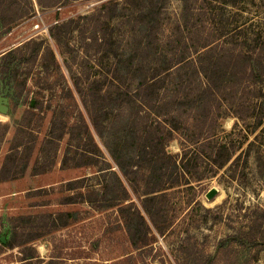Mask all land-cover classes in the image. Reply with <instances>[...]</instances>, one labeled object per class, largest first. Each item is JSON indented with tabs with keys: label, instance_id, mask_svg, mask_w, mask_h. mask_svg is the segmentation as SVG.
<instances>
[{
	"label": "rangeland",
	"instance_id": "rangeland-1",
	"mask_svg": "<svg viewBox=\"0 0 264 264\" xmlns=\"http://www.w3.org/2000/svg\"><path fill=\"white\" fill-rule=\"evenodd\" d=\"M42 1L56 5L44 7L38 0H0V56L32 38L46 39V48L36 61L15 64L14 81L4 79L6 72L0 66V95L9 98V111L0 114V122L10 126L4 135L0 127V171L18 130H22L20 138L30 142L20 148V168L25 174L0 179V264H230L225 258L214 257L220 239L247 228L250 220H257L256 232L264 238V121L258 125L254 118L239 122V126L233 115L222 121L225 132H234L232 138L222 137L234 138L242 148L239 153L243 155L236 164L230 165V161L203 183L169 190L149 203L150 208L160 210L156 216L160 230L130 187L129 197L113 208L101 209L86 201L90 186L102 188L103 182H108L109 177L99 172L107 167L106 162L113 170L117 167L89 122L74 80L82 78L79 84L84 87L88 80L96 79L97 88L102 93L110 91L114 97L115 78L150 73L154 69L148 62L166 54L170 48L167 40L182 23L183 3ZM225 13L223 24L229 18ZM55 24L61 25L57 32L60 43L49 32ZM142 58L145 60L139 61ZM111 105L114 107L103 125H110L119 116V106ZM80 113L89 123L98 148L87 140L83 127L74 132L84 136L80 146L96 156L97 165L62 168L70 138L65 134L69 130L66 122L69 127L76 124ZM103 131L108 134L109 130ZM168 150L181 153L180 140H172ZM26 156H31L30 161ZM41 156L46 158L37 163ZM50 159L55 162L52 168L34 173L36 168L49 166ZM204 166L210 168L209 164ZM77 179L80 182L71 185ZM110 184L112 190L118 189L115 182ZM212 188L218 193L209 199L207 193ZM72 196H77L78 202L65 203ZM138 210L147 221L145 225ZM16 234L31 241L13 249L1 244ZM248 252L240 264L246 259L245 264H264L263 243Z\"/></svg>",
	"mask_w": 264,
	"mask_h": 264
},
{
	"label": "trees",
	"instance_id": "trees-1",
	"mask_svg": "<svg viewBox=\"0 0 264 264\" xmlns=\"http://www.w3.org/2000/svg\"><path fill=\"white\" fill-rule=\"evenodd\" d=\"M38 1L44 7L56 5L53 1L47 4ZM181 1L182 23L175 35L167 40L170 48L167 47L166 54L148 62V67L154 69H150V73L130 78L121 74L114 79L117 85L114 97L110 91L102 93L96 79L88 80L84 87L79 84L82 78L74 80L89 122L117 167L113 170L106 162L107 167L99 172L110 180H105L102 188L90 186L86 201L101 209L113 208L129 197L130 187L143 202L144 211L155 226L160 210L150 208L149 203L169 190H180L183 186L193 188L194 183L201 184L216 176L219 169L230 161V165L236 164L242 157L243 152L239 153L242 148L237 146L236 140L222 137V134L234 136V132L223 130L224 118L236 116L237 126L249 118H254L258 125L264 121V0ZM225 11L229 18L223 24ZM60 28L59 24L49 28L51 37L59 43L57 32ZM45 42L46 39L39 36L3 53L0 66L6 72L4 79L14 81L15 64L36 61L46 48ZM140 67L143 68V63ZM99 100L104 101L103 104ZM110 100L119 106V116L106 126L103 121L108 119L109 110L114 107ZM80 118L70 127L66 122L65 127L69 130L65 134H70V138L62 168L97 165L96 156L80 146L84 136L75 135L74 131L83 127L88 134L87 140L98 148L83 113ZM0 127L4 135L10 126L0 122ZM104 129L109 130L108 134ZM244 131L242 129V133ZM21 133L22 130L17 131L6 154L0 171L1 180L17 179L25 174L20 168V148L28 147L30 142L21 139ZM63 137L60 135L59 140ZM174 139L180 140L181 153L173 154L168 150ZM56 154L57 150H54ZM30 157L26 156V159L30 161ZM45 158L37 157L36 162ZM81 159L88 161L83 163ZM54 164L50 159L49 166L36 168L34 173H44ZM204 164H209L210 168ZM80 180L70 183L76 185ZM110 182H115L118 189L112 190ZM77 198H66L65 203L78 202ZM138 217L145 225L147 221L139 210ZM127 223L128 231L132 233L133 228L130 222ZM257 227V220H250L247 228L220 239L214 257L240 264L252 247L264 245V238L256 232ZM29 241L16 234L7 243L1 240V244L13 249Z\"/></svg>",
	"mask_w": 264,
	"mask_h": 264
},
{
	"label": "water",
	"instance_id": "water-1",
	"mask_svg": "<svg viewBox=\"0 0 264 264\" xmlns=\"http://www.w3.org/2000/svg\"><path fill=\"white\" fill-rule=\"evenodd\" d=\"M8 111H9V98L5 94H1L0 95V114L7 115ZM217 193H218V190L216 188H212L207 193V197L209 199H212Z\"/></svg>",
	"mask_w": 264,
	"mask_h": 264
}]
</instances>
